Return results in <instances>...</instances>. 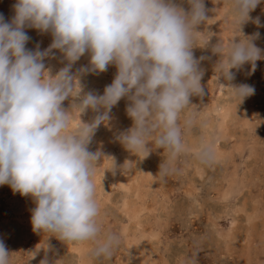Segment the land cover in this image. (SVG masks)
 <instances>
[{
	"label": "clouds",
	"instance_id": "obj_1",
	"mask_svg": "<svg viewBox=\"0 0 264 264\" xmlns=\"http://www.w3.org/2000/svg\"><path fill=\"white\" fill-rule=\"evenodd\" d=\"M225 2L230 27L238 33L233 37L240 39L232 38L227 45L220 41L212 51L222 57L215 65L218 79L228 82L223 86L239 104L255 88L232 84V70L250 64L254 72L256 61L264 59L253 42L259 32L244 36L241 31L261 0ZM187 3L191 7L186 11L177 0H15L9 20L0 14V185L32 198L34 232L67 244H91L88 255L93 261L110 260L121 246L119 234L102 232L94 183L102 153L88 149L121 98L130 101L126 112L133 126L119 134V142L144 157L152 148H162L168 158L160 164V180L173 171L172 161L185 151L183 131L193 123L186 119L182 125L181 114L191 106L190 97L204 95V73L192 49L201 33L196 27L208 18L204 0ZM253 23L261 26L259 17ZM27 28L50 33L52 43L43 51L39 45L27 49ZM54 49L67 64L52 75L44 60L52 58ZM85 53L90 54L89 65L78 69L79 74L104 72L112 64L117 73L102 95L88 92L69 111L62 102L80 97L82 91L71 68ZM89 109L103 112L91 123L80 120L72 128L74 113L80 117ZM196 156L201 163L212 162V145L201 144ZM111 160L113 174L121 171ZM0 264H10L2 240ZM40 264L49 262L45 258Z\"/></svg>",
	"mask_w": 264,
	"mask_h": 264
},
{
	"label": "rangeland",
	"instance_id": "obj_2",
	"mask_svg": "<svg viewBox=\"0 0 264 264\" xmlns=\"http://www.w3.org/2000/svg\"><path fill=\"white\" fill-rule=\"evenodd\" d=\"M177 2L186 11L190 10L187 0ZM14 3L15 0H0V14L6 20L13 15ZM204 6L208 20L197 26L196 31L201 33L197 34V46L192 49L194 57L200 61L199 68L204 73L201 78L204 95L190 97L191 106L181 114L182 125L186 119H191L193 123L183 131L185 151L172 161L171 167L174 170L166 180L161 181L158 173L161 162L168 158L162 148H152V143L149 142L148 147L152 150L148 157H144L129 152L118 140L120 133L133 126V120L126 112L130 104L127 97L120 99V104L112 107L110 121L98 126L88 146L89 151L102 153L94 183L102 232H114L121 238V246L113 257L110 260L93 261L88 255L91 244H67L53 236L34 232L31 210L35 204L32 198L21 196L18 192L13 193L8 185H0V240L10 253V264H40L47 256L60 260L58 264H190L192 260H195V264H264V59L256 61L254 72L251 71L250 64H245L240 70H232L235 73L232 84L243 83L255 88L253 95L238 104L223 86L228 82L223 77L218 79L216 75L215 65L222 57L212 51L220 41L227 45L232 38L236 42L240 39L239 36L233 37L238 33H234L230 27L229 5L225 0H218L217 3L204 0ZM249 16L251 19L242 25L241 31L244 36L259 32V38L253 42L264 55V0ZM257 17L260 20L259 27L253 23ZM25 31L30 37L25 45L29 50L41 45L44 47L40 48L43 51L52 43L49 33H40L31 28ZM53 52L58 54H50L54 57V63L52 58H45L44 63L46 68H53L52 75H55L66 66L67 61L59 50L54 49ZM201 57L204 59L200 60ZM89 60L90 54L85 53L71 68L72 74L79 75V83L83 87L81 86L80 97L69 96L62 102V107L66 110L71 111L72 105L78 104L80 98L88 92L102 95L104 88L112 83L117 73L116 66L112 64L104 72L79 74L78 69L87 67ZM53 65L56 66L55 71ZM87 111L80 117L78 112L74 113L72 128L78 126L80 120L82 123H91L103 109L100 113L90 109ZM227 111L230 115L225 119L223 115ZM201 144L212 145V162L205 164L197 159L196 152ZM217 151L219 157L215 154ZM111 158L118 169L122 167L115 174L110 170ZM229 192L232 196L225 197ZM144 197L147 198L144 200ZM149 201L151 205H148ZM237 206L246 208H243V212H237ZM252 210H255L254 214H251ZM63 243L67 246L65 249L62 247ZM78 250H82L84 254L81 255ZM33 252H36L35 258L32 257Z\"/></svg>",
	"mask_w": 264,
	"mask_h": 264
},
{
	"label": "bare ground",
	"instance_id": "obj_3",
	"mask_svg": "<svg viewBox=\"0 0 264 264\" xmlns=\"http://www.w3.org/2000/svg\"><path fill=\"white\" fill-rule=\"evenodd\" d=\"M196 28H197V27H196ZM33 30H34V29H33ZM33 34H34V33H33ZM44 34H45V33H44ZM46 35H47V34H46ZM49 35H50V33H49ZM210 35H211V34H210ZM39 36L41 37V34H40ZM48 37H49V36H48ZM48 37H47V38H48ZM35 39H36V38H35ZM39 39H40V38H39ZM41 39H42V38H41ZM51 39H52V38H51ZM44 40H45V39H44ZM43 42H44V41H43ZM204 42H205V41H204ZM36 43H37V41H36ZM41 43H42V41H41ZM45 43H46V40H45ZM46 44H47V43H46ZM42 45H43V44H42ZM44 45H45V44H44ZM47 45H48V44H47ZM40 46H41V45H39V49H40V48H44L43 46H41V47H40ZM36 47H37V46H36ZM46 48H47V47H46ZM46 48H45V49H46ZM35 49H36V48H35ZM35 49H34V50H35ZM40 50H41V49H40ZM43 50H44V49H43ZM53 53H54V52H53ZM53 53H52V54H53ZM55 53H56V52H55ZM55 53H54V55H55ZM58 53H59V52H58ZM56 54H57V53H56ZM54 55H53V56H54ZM57 55H58V54H57ZM57 55H56V56H57ZM61 55H63V54L61 53ZM61 55H59V58L61 57ZM61 58H62V57H61ZM46 60H47V59H46ZM47 62H48V60H47ZM60 62H61V60H60ZM60 62H59V63L56 62V64H60ZM52 63H54V57H52ZM46 64H47V63H46ZM66 64H67V63H66ZM51 66H52V65H51ZM53 66H54V65H53ZM62 67H63V65H62ZM49 68H50V67H49ZM55 68H56V66H54V71H55ZM60 68H61V67H60ZM60 68H59V69H60ZM52 69H53V68L51 67V74H53ZM58 71H59V70H58ZM54 73H55V72H54ZM56 73H57V72H56ZM93 74H94V73H93ZM96 74H97V73H96ZM81 75H82V74H81ZM78 76H79V75H78ZM101 76H102V75H101ZM105 78H106V77H105ZM79 79H80V78H79ZM91 79H92V77H91ZM93 79H94V78H93ZM93 79H92V80H93ZM81 80H83V79H81ZM98 81H99V80H98ZM100 81H101V80H100ZM104 81H105V80H104ZM104 81H103V82H104ZM86 82H87V81H86ZM108 82H109V81H108ZM110 82H111V81H110ZM232 82H233V81H232ZM89 83H90V82H89ZM95 83H96V82H95ZM95 83H94V84H95ZM83 84H84V83H83ZM85 84H86V83H85ZM97 84H98V83H97ZM87 85H88V84H87ZM89 85H90V84H89ZM95 85H96V84H95ZM81 86H82V84H81ZM99 86H100V85L98 84V87H99ZM101 86H102V85H101ZM103 86H104V84H103ZM82 87H83V86H82ZM96 88H97V86H96ZM88 90H89V89H88ZM90 90H91V89H90ZM228 94H229V93H228ZM229 95H230V94H229ZM69 99H71V98H69ZM121 99H122V98H121ZM120 102H121V101H120ZM118 103H119V102H118ZM76 104H77V103H76ZM119 104H120V103H119ZM119 107H120V106H119ZM116 109H117V108H116ZM119 110H120V109H119ZM119 110H118V111H119ZM86 111H87V110H86ZM84 113H85V112H84ZM87 113H88V111H87ZM117 113H118V112H117ZM182 114H183V113H182ZM222 114H223V113H222ZM228 114H229L228 111L224 113L223 116H224L225 119L227 118ZM116 115H117V114H116ZM119 115H120V114H119ZM229 115H230V114H229ZM230 117H231V116H230ZM222 119H223V118H222ZM229 119H230V118H229ZM250 119H251V118H250ZM91 120H92V119H91ZM91 120H90V121H91ZM111 120H112V119H111ZM90 121H89V122H90ZM109 121H110V120H109ZM113 121H114V120H113ZM115 121H116V120H115ZM229 121H230V120H229ZM229 121H228V122H229ZM113 123H115V122H113ZM226 123H227V121H226ZM219 125H220V124H219ZM221 125H222V124H221ZM112 126H113V124H112ZM76 127H77V126H76ZM114 127H115V125H114ZM219 127H220V126H219ZM221 129H222V128H221ZM226 129H227V128H226ZM114 130H116V129H114ZM227 130H228V129H227ZM114 133H115V132H114ZM225 134H227V133H225ZM209 135H210V134H209ZM223 135H224V134H223ZM224 136H225V135H224ZM204 137H205V136H204ZM207 137H208V136H207ZM223 138H225V137H223ZM240 139H241V138H240ZM240 139H239V140H240ZM201 140H202V139H201ZM203 140H204V139H203ZM203 140H202V141H203ZM245 140H246V139H245ZM241 141H242V140H241ZM252 141H253V140H252ZM206 142H207V141H206ZM204 143H205V142H204ZM242 143H244V142H242ZM191 144H192V143H191ZM189 145H190V144H189ZM192 146H193V144H192ZM195 146H197V145H195ZM213 146H214V145H213ZM193 148H194V147H193ZM213 148H214V147H213ZM230 149H231V148H230ZM106 150H107V149H106ZM215 150H216V149H215ZM220 150H221V149H220ZM123 151H124V149H123ZM190 151H191V150H190ZM155 152H156V151H155ZM155 152H154V153H155ZM223 152H224V151H223ZM151 153H152V152H151ZM154 153H153V155H154ZM215 154H216V156H218V157L220 156V154H219L218 151H217V153H215ZM223 154H224V153H223ZM136 155H138V154H136ZM131 157H132V154H131ZM142 157H143V156H142ZM147 157H148V156H147ZM222 157L224 158L223 155H222ZM132 158H133V157H132ZM130 159H131V158H130ZM116 161H117V160H116ZM150 165H151V164H150ZM196 166H197V165H196ZM204 167H205V166H204ZM243 168H244V167H243ZM144 169H145V168H144ZM145 170H146V169H145ZM173 170H174V169H173ZM133 171H134V170H133ZM132 173H133V172H132ZM197 173H198V172H197ZM112 174H113V173H112ZM148 174H149V173H148ZM237 176H238V175H237ZM122 177H123V176H122ZM226 177H227V176H226ZM226 177H225V178H226ZM146 178H147V177H146ZM219 178H220V177H219ZM116 179H117V178H116ZM245 179H246V178H245ZM127 180H128V179H127ZM135 180H136V179H135ZM158 180H159V179H158ZM121 181H122V180H121ZM132 181H133V180H132ZM241 181H242V180H241ZM152 182H153V181H152V178H151V183H152ZM228 182H229V181H228ZM231 182H232V181H231ZM233 182H235V181H233ZM239 182H240V181H239ZM248 182H250V180H249ZM124 183H125V182H124ZM145 183H146V182H145ZM224 183H225V182H224ZM224 183H223V184H224ZM240 183H241V182H240ZM245 183H246V182H245ZM246 184H247V183H246ZM138 185H139V184H138ZM150 185H151V184H150ZM210 185H211V184H210ZM239 185H241V184H239ZM263 185H264V184H263ZM124 186L127 188L126 184H125ZM225 186H226V185H225ZM227 186H228V185H227ZM227 186H226V187H227ZM125 187L123 188V190L125 189ZM150 187H151V186H150ZM191 187H192V186H191ZM130 188H131V186H130ZM142 188H143V190L145 189L144 187H142ZM157 188H158V187H157ZM159 188H160V187H159ZM240 188H241V187H240ZM98 189H99V186H98ZM103 189H104V188H103ZM131 189H132V188H131ZM146 189H147V188H146ZM238 189H239V188H238ZM126 190H127V189H126ZM147 190H148V189H147ZM189 190H190V189H189ZM193 190H194V189H193V187H192V191H193ZM241 190H244V189H241ZM241 190H240V191H241ZM130 191H131V190H130ZM211 191H212V190H211ZM221 191H222V190H221ZM127 192H128V191H127ZM145 192H146V191H145ZM155 192H156V191H155ZM149 193H150V192H149ZM152 193H153V192H152ZM189 193H190V192H189ZM235 193H236V192H235ZM129 194H130V193H129ZM187 194H188V193H187ZM212 194H213V193H212ZM132 195H133V194H132ZM147 195H148V194H147ZM147 195H145V196H147ZM159 195H160V194H159ZM191 195H192V194H191ZM230 195H231L230 192H229V193H226V194H225V197H227V196L229 197ZM130 196H131V195H130ZM142 196H143V194H142ZM157 196H158V195H157ZM157 196H156V197H157ZM231 196H232V195H231ZM231 196H230V197H231ZM132 197H134V195H133ZM132 197H131V198H132ZM211 197H212V196H211ZM146 198H147V197H146ZM146 198L144 197V200H145ZM151 198H152V196H151ZM151 198H150V199H151ZM106 199H107V198H106ZM136 199H137V198H136ZM136 199H135V200H136ZM138 199H139V198H138ZM141 199H142V198H141ZM154 199H155V198H154ZM129 200H130V199H129ZM133 200H134V199H133ZM151 200H152V199H151ZM158 200H159V199H158ZM166 200H167V199H166ZM125 201H127V200H125ZM139 201H142V200H139ZM242 201H243V200H242ZM145 202H146V201H145ZM194 202H195V201H194ZM127 203H128V202H127ZM129 203H130V202H129ZM140 203H142V202H140ZM143 203H144V201H143ZM149 203H150V201L148 202V205H149ZM158 203H159V202H158ZM158 203H157V204H158ZM132 204H133V203H132ZM145 204H146V203H145ZM128 205H129V204H128ZM136 205H137V204H136ZM150 205H151V203H150ZM152 205H153V204H152ZM160 205H161V204H160ZM201 205H202V204H201ZM237 205H238V204H237ZM109 206H110V205H109ZM125 206H127V205L125 204ZM133 206H134V204H133ZM140 206H141V205H140ZM143 206H144V205H143ZM156 206H157V205H156ZM254 206H255V205H254ZM254 206L252 205V207H254ZM29 207H30V206H29ZM112 207H113V206H112ZM138 207H139V206H138ZM141 207H142V206H141ZM139 208H140V207H139ZM227 208H228V207H227ZM237 208H239L237 212H243L244 209H245L246 207H245V208L243 207L244 209H243V208L241 209L240 207L237 206ZM247 208H248V207H247ZM254 208H255V207H254ZM108 209H109V208H108ZM133 209H134V208H133ZM140 209H141V208H140ZM235 209H236V208H235ZM136 210H137V209H136ZM152 210H153V209H152ZM155 210H156V209H155ZM157 210H158V209H157ZM127 211H128V210H127ZM149 211H150V210H149ZM252 211H253V212H252ZM252 211H251V214H254V213H255V210H252ZM101 212H102V211H101ZM123 212H124V210H123ZM139 212H140V210H139ZM142 212H143V211H142ZM233 212H234V211H233ZM235 212H236V210H235ZM260 212H261V211H260ZM125 213H126V212H125ZM129 213H130V210H129ZM133 213H134V212H133ZM140 213H141V212H140ZM245 213H246V212H245ZM247 213H248V212H247ZM249 213H250V212H249ZM134 214H135V213H134ZM134 214H133V215H134ZM161 214H162V213H161ZM234 214H236V213H234ZM133 215H132V216H133ZM140 215H141V214H140ZM142 215H143V214H142ZM147 215H148V213H147ZM239 215H240V214H239ZM247 215H248V214H247ZM189 216H190V215H189ZM136 217H138V216H136ZM145 217H146V215H145ZM235 217H236V216H235ZM124 218H125V217H124ZM130 218H131V217H130ZM130 218H129V219H130ZM132 218H133V217H132ZM132 218H131V219H132ZM144 219H145V218H144ZM135 220H136V219H135ZM139 220H140V218H139ZM162 220H163V219H162ZM130 221H131V220H130ZM133 221H134V220H133ZM143 221H144V220H143ZM134 222H135V221H134ZM137 222H138V221H137ZM234 222H235V221H234ZM234 222H233V223H234ZM138 223H139V222H138ZM143 223H145V222H143ZM127 224H128V223H127ZM130 224H131V223H130ZM141 224H142V222H141ZM263 225H264V224H263ZM128 226H129V225H128ZM135 226H136V225H135ZM139 226H140V224H139ZM246 226H247V225H246ZM140 227H141V226H140ZM158 227H159V226H158ZM247 227H248V226H247ZM124 229H125V228H124ZM126 229H127V228H126ZM133 229H134V227H133ZM136 229H137V228H136ZM143 229H144V228H143ZM148 229H149V228H148ZM133 231H135V230H133ZM231 231H232V230H231ZM124 232H125V231H124ZM128 232H129V231H128ZM128 232H127V234H128ZM131 232H132V231H131ZM136 232H137V231H136ZM138 233H139V232H138ZM227 234H228V233H227ZM240 234H241V233H240ZM129 235H130V234H129ZM129 235H128V236H129ZM133 235H134V233L132 234V236H133ZM218 236H219V235H218ZM224 236H225V235H224ZM239 236H240V235H239ZM149 237H150V236H149ZM216 237H217V236H216ZM128 238H129V237H128ZM133 238H134V237H133ZM133 238H132V239H133ZM129 240H130V238H129ZM137 241H138V240H137ZM155 242H156V241H155ZM139 244H140V243H139ZM245 244H246V243H245ZM148 245H149V244H148ZM70 246H71V245H70ZM72 246H73V245H72ZM62 247L65 249L67 246L65 245V243H63V244H62ZM145 247H146V246H145ZM73 248H74V247H73ZM86 248H88V247H86ZM138 248H139V247H138ZM68 249H69V248H68ZM132 249H133V248H132ZM147 249H148V248H147ZM152 249H153V248H152ZM49 250H50V249H49ZM83 250H84V248H83ZM85 250H86V249H85ZM124 251H125V250H124ZM129 251H130V249H129ZM144 251H145V250H144ZM154 251H155V250H154ZM69 252H70V251H69ZM127 252H128V251H126V253H127ZM35 253H36V252H35ZM78 253H80L81 255L84 254V252H83L82 250H78ZM142 253H143V252H142ZM146 253H147V252H146ZM152 253H153V252H152ZM244 253H245V252H244ZM80 254H79V255H80ZM132 254H133V253H132ZM73 255H75V254H73ZM46 256H47V254H46ZM58 256H59V255H58ZM77 256H78V255H77ZM77 256H76V258H77ZM86 256H87V254H86ZM59 257H60V256H59ZM59 257H58V258H59ZM87 257H88V256H87ZM34 258H35V257H34ZM46 258H47L49 264H55V262L58 261V260H56V259H55L54 257H52V256H47ZM78 260H79V259H78ZM165 260H166V259H165ZM36 261H38V259H36ZM59 261H60V260H59ZM59 261H58V262H59ZM131 261H132V260H131ZM76 262H77V261H76ZM61 264H62V263H61ZM86 264H87V262H86ZM132 264H133V263H132ZM136 264H140V263H136ZM257 264H258V263H257Z\"/></svg>",
	"mask_w": 264,
	"mask_h": 264
}]
</instances>
